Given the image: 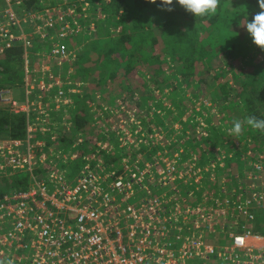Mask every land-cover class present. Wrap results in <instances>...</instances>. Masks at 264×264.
Here are the masks:
<instances>
[{
  "label": "trees",
  "instance_id": "1",
  "mask_svg": "<svg viewBox=\"0 0 264 264\" xmlns=\"http://www.w3.org/2000/svg\"><path fill=\"white\" fill-rule=\"evenodd\" d=\"M45 1L47 5L53 4L52 0ZM22 2L27 8H37L41 0ZM79 3L85 10L79 7L78 12L88 14L86 21L93 23L91 41L73 59L71 68L63 69L66 80L48 88V98L40 90L33 92L32 101L44 102V111L32 104L27 120L25 113H13L8 107L0 106V139L23 143L27 121L33 123L36 130L48 123L50 130L59 133V139L51 144L49 131L44 136L36 131L35 140H44L47 161L50 151L71 154L72 149L76 150V158L69 161L73 164V172H69L71 179H75L86 162L85 156L94 154L98 160L104 158L112 165H121V157L127 155L135 174L143 168L149 172L150 189L157 188L161 173L166 172L165 158L177 159L183 166L189 160L187 164L211 188L238 180L264 183V133L244 124L242 134L235 137L229 136L225 128L232 127L234 120L243 122L249 116L264 119V50L253 43L246 27L242 26L261 11L258 0H220L217 15L211 17H195L177 0H173L172 11L158 7L161 0H156L155 4L149 0H84ZM75 39H59L50 31L49 38L33 39L27 49L21 41L3 49L0 90L22 87L24 61L29 60V50L34 57L29 67L35 70V77L50 82L49 73L56 71L59 64L45 59L41 62L35 54L43 50L48 53L51 41L72 48L78 43ZM201 64L206 66V74L198 67ZM185 83L196 91L187 95ZM58 91L62 92L61 96ZM166 93L169 94L166 96ZM201 98L210 103V110H223L218 125L211 123V114L203 104V109L196 111ZM96 108H99L98 113L94 112ZM104 113L115 122H119L120 117L126 120L122 136L131 148L119 147L118 138H110L114 131L108 127L109 123L95 120L96 115ZM195 113L206 122L204 128L195 122ZM173 122H181L182 126L176 130ZM106 139L111 143L108 152L97 145ZM52 146L55 149L52 150ZM248 152L251 157H247ZM258 155L263 165L260 173L245 163ZM69 162L59 161L58 165L64 167ZM90 164L94 166L96 161ZM178 181L183 189L186 183ZM27 182L24 173L0 178V196L13 189H25ZM140 183L145 187L144 179H140ZM132 187L139 192L130 201L148 190L138 189L137 185ZM190 198L189 203L194 193ZM254 215L249 227L254 233L264 234V209L255 210ZM9 259L12 260L0 255V261L5 264Z\"/></svg>",
  "mask_w": 264,
  "mask_h": 264
},
{
  "label": "built area",
  "instance_id": "2",
  "mask_svg": "<svg viewBox=\"0 0 264 264\" xmlns=\"http://www.w3.org/2000/svg\"><path fill=\"white\" fill-rule=\"evenodd\" d=\"M79 1L84 0H52L50 5L41 0L37 8H27L22 0H0V53L16 41L27 49L33 39L43 41L54 30L56 38L82 40L72 48L51 41L48 53L43 50L35 56L41 62L71 64L88 46L93 31L88 14L78 12L79 7L85 10ZM23 72L24 98L12 97L13 88L2 89L0 106L25 113L28 120L32 104L41 111L46 106L32 101L33 92L40 90L48 98V88L64 81L56 71L49 73L50 82L37 79L26 59ZM26 124L23 143L0 139V178L19 173L28 177L25 189L0 196V255L15 259V264H264V234L249 227L254 211L264 209V183L238 180L211 188L190 164L182 167L177 159L165 158L166 172L157 188L150 189L149 172L143 168L135 174L127 155L121 157V165H112L94 154L85 156L86 162L71 179L58 163L60 157L73 161L76 150L50 151L47 161L44 140L36 141L34 133L44 136L49 131L51 144L59 133L48 123L38 130L30 121ZM119 124L110 126L114 131L110 138L117 137L119 147L131 148L122 136L127 124ZM97 145L108 152L111 143L106 139ZM261 162L260 155L245 160L259 173ZM178 180L186 183L183 189ZM133 185L148 190L130 201L139 192Z\"/></svg>",
  "mask_w": 264,
  "mask_h": 264
},
{
  "label": "clouds",
  "instance_id": "3",
  "mask_svg": "<svg viewBox=\"0 0 264 264\" xmlns=\"http://www.w3.org/2000/svg\"><path fill=\"white\" fill-rule=\"evenodd\" d=\"M155 4L156 0H149ZM178 4L185 9L186 12L193 14L195 17H211L217 15L220 0H177ZM261 11L256 13L251 22H246L242 26L246 27L248 34L251 36L253 43L261 50H264V0H258ZM158 7H162L168 11L174 8L173 0H161ZM233 126L227 129L229 136L239 137L244 131V124L251 129L264 133V119L256 116H249L245 121L234 120ZM0 264H5L0 261ZM6 264H13V260H7Z\"/></svg>",
  "mask_w": 264,
  "mask_h": 264
},
{
  "label": "rangeland",
  "instance_id": "4",
  "mask_svg": "<svg viewBox=\"0 0 264 264\" xmlns=\"http://www.w3.org/2000/svg\"><path fill=\"white\" fill-rule=\"evenodd\" d=\"M44 2H46L45 0H44ZM53 33L55 32L54 30L52 31ZM81 40L82 39H80V40H78L79 42H81ZM83 43V42H82ZM28 56H29V60H28V65L29 66H31V63H32V59L34 58V57H32L31 56V51L29 50L28 51ZM211 62V61H210ZM209 62V63H210ZM200 69H203L204 70V73L206 74L208 71H207V69H206V66L205 65H202L201 64V66H198ZM146 77V76H145ZM220 77V76H219ZM141 78H143V77H141ZM223 80H225V78L223 77L222 78ZM79 88V87H78ZM184 88H185V90H186V94L187 95H191V93L192 92H195L196 90H193L192 91V88L190 87V86H188V84L187 83H185L184 84ZM21 89L22 88H19V89H14L13 88V90H14V92H12V93H10V94H12L11 96L12 97H15V98H17V99H23L24 98V96H23V94H22V91H21ZM167 92V91H166ZM169 93H166V96L168 95ZM209 95V94H208ZM31 99H29V101H30ZM167 104H169V101H168V99H165L164 100ZM202 104L205 106V109L208 111V114H211V118H212V121H211V123L213 124V125H218L219 124V121H220V118L222 117L221 115L223 114V110H221V111H217V110H219L218 108H216V109H211L210 110V103L209 102H207V101H205V99H203V98H201V100L196 104V111H199L200 109H203L202 108ZM2 106V105H1ZM212 106V105H211ZM214 106H216V105H213V107ZM4 107V106H3ZM98 110H99V108H96V110L94 111L95 113L97 112L98 113ZM121 112V111H120ZM145 112V111H144ZM143 112V113H144ZM216 112H218L217 114H216ZM101 113V112H100ZM120 114V113H119ZM193 116H195V122H198V124H199V126L201 127V126H203V128L206 126V122L203 120V118L200 116V115H197L196 116V113L195 114H193ZM186 117H187V113H186V111H185V113H184V115H183V121L185 122L186 121ZM98 119V120H97ZM95 120L96 121H99V122H103V124H106V123H109L108 125V127H110L111 125H113V124H115V125H117L118 123H120L119 125H123V123H125L126 124V120L123 118V117H120L119 118V122H115V121H113V119H111V118H109V117H107V114H105L104 113V115H102V116H98V115H96L95 116ZM110 122H112V123H110ZM117 123V124H116ZM124 124V125H125ZM227 124H229V123H227ZM172 126L174 127V129H176V130H178L181 126H182V124H181V122H173V124H172ZM225 128H227V129H229V128H231V125H227ZM107 130H109V129H107ZM98 131H100L101 132V130H100V128L98 129ZM207 131V130H206ZM65 154H66V152H65ZM59 160L62 162L63 161V159L60 157L59 158ZM189 161V160H188ZM187 161V162H188ZM187 162L186 163H184V166L182 165V167H185V166H187ZM72 165L73 164H71V162H69V163H67V164H64V168L68 171V172H73V167H72ZM181 170H184L185 171V169H181ZM222 243H225L224 241L222 242ZM212 262L213 263H216L217 261L216 260H214V259H212ZM219 264H223V262L222 261H219Z\"/></svg>",
  "mask_w": 264,
  "mask_h": 264
},
{
  "label": "crops",
  "instance_id": "5",
  "mask_svg": "<svg viewBox=\"0 0 264 264\" xmlns=\"http://www.w3.org/2000/svg\"><path fill=\"white\" fill-rule=\"evenodd\" d=\"M65 66H68L67 70H69L71 68V65L68 63H65L64 65H59V67L56 69V72L58 71V76L65 81L66 80V76L63 73V69L65 68ZM66 69V68H65Z\"/></svg>",
  "mask_w": 264,
  "mask_h": 264
}]
</instances>
